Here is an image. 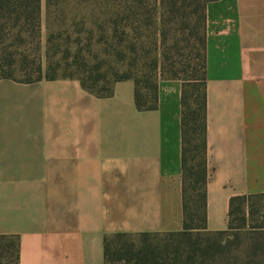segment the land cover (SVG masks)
<instances>
[{
    "label": "crops",
    "instance_id": "crops-1",
    "mask_svg": "<svg viewBox=\"0 0 264 264\" xmlns=\"http://www.w3.org/2000/svg\"><path fill=\"white\" fill-rule=\"evenodd\" d=\"M207 229L264 194V0L205 9ZM180 80L139 111L133 80L100 98L76 79L0 80V236L19 264H105L113 234L184 230Z\"/></svg>",
    "mask_w": 264,
    "mask_h": 264
},
{
    "label": "trees",
    "instance_id": "trees-1",
    "mask_svg": "<svg viewBox=\"0 0 264 264\" xmlns=\"http://www.w3.org/2000/svg\"><path fill=\"white\" fill-rule=\"evenodd\" d=\"M52 0H0V41L10 36H20L30 27V31L38 32L42 27V12L44 2L49 5ZM210 0H160L162 13L160 22L162 27L166 24V17L188 20L197 17L202 26L201 38V71L192 68L189 63L181 60L179 68L174 66L173 74L167 78L180 80L183 83L182 91V178H183V213L184 230L177 233L161 234H113L104 239L105 264H194L191 258L182 261L181 247L189 245L194 255H200L199 264H213L217 244L211 237H224L246 235L249 239L247 251L249 255L241 259V264H264V222L249 227L248 217L253 214L251 210L241 211L240 205L264 194L235 197L230 204V221L228 230L210 232L207 229V185H208V158H207V97H206V5ZM194 8L193 12H188ZM183 28L182 30H184ZM115 54V53H113ZM108 53L109 57L116 56ZM119 55V54H118ZM183 58V55H182ZM124 60L116 59V64ZM99 65L91 66L85 63L71 65L62 79L79 80L84 89L100 98L110 97L114 93V86L118 82L133 80L135 83V104L139 111H153L158 105V82L160 79L146 78L143 82L128 72L105 70ZM27 72L21 70L28 77L25 83H34L46 80H57L49 73L50 68L44 69L39 62ZM96 67V68H94ZM20 65L0 61V80L11 79L12 71L20 69ZM67 70V71H68ZM184 74L182 78L180 74ZM13 80V79H11ZM16 81V80H15ZM99 83H103L99 86ZM144 86V93L140 89ZM242 212V224L234 226V216ZM264 218V217H263ZM236 231V232H235ZM242 231V232H241ZM243 233V234H241ZM245 233V234H244ZM159 235L168 237L162 245L155 244L153 238ZM205 237V238H204ZM196 238L195 242L192 239ZM136 239H139L137 241ZM7 244L2 246L1 244ZM10 259L19 264L20 249L17 237L0 236V260ZM200 253V254H199ZM171 254H177L173 259ZM251 254V255H250ZM195 256V257H196ZM1 264V263H0Z\"/></svg>",
    "mask_w": 264,
    "mask_h": 264
},
{
    "label": "rangeland",
    "instance_id": "rangeland-1",
    "mask_svg": "<svg viewBox=\"0 0 264 264\" xmlns=\"http://www.w3.org/2000/svg\"><path fill=\"white\" fill-rule=\"evenodd\" d=\"M159 1L52 0L49 5L44 2L40 30L33 32L29 27L22 37L10 36L0 41V61L21 66L12 71L11 76L19 82L28 81L21 70L30 72L39 62L44 69L50 68V75L56 79L65 78L71 72L68 68L76 63L81 66L101 63L103 72H128L142 82L148 77L157 80L172 76L174 66L179 68L181 60L200 72L203 34L200 20L190 17L184 21L168 15L162 27ZM108 53H115L116 57H109ZM118 57L124 61L117 65ZM180 76L185 77L182 73ZM140 89L145 92L143 84H140ZM239 207L241 211L253 212L248 217L249 227L264 222V197L253 198ZM242 216V212L234 216V226L242 224ZM211 238L217 244L213 264H241V259L249 255L246 235ZM166 239L167 236L159 235L152 242L162 245ZM195 241L193 238L192 242ZM6 244L3 242L1 245ZM180 249L182 261L190 258L196 261L194 264L202 261L189 245ZM176 255L171 254L170 257L173 259ZM6 258L5 253L0 263L15 264Z\"/></svg>",
    "mask_w": 264,
    "mask_h": 264
}]
</instances>
